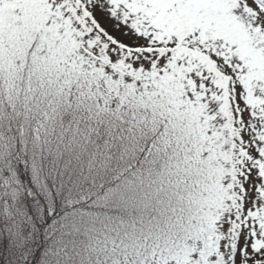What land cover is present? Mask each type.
<instances>
[{
  "label": "rangeland",
  "instance_id": "1",
  "mask_svg": "<svg viewBox=\"0 0 264 264\" xmlns=\"http://www.w3.org/2000/svg\"><path fill=\"white\" fill-rule=\"evenodd\" d=\"M0 28V42L11 44L0 50L3 82L14 83L23 109L21 118L0 120V168L1 151H10V159L29 163L35 186L25 197L13 187L0 202V239L8 241L0 264H18L24 253L19 240L31 232L33 215L28 196L35 214H43L37 194L51 205L71 184L85 198L118 151L123 163L135 164L143 129L151 135L159 125L181 140L195 138L191 170L217 180L196 191L137 184L130 206L159 209L168 219L176 214L175 225L190 220L193 234L207 217L220 227L211 236L230 235L218 240L219 264H264V0H61L54 9L51 0H0ZM74 76L84 81L76 104ZM100 87L106 90L96 100ZM147 89L156 104L144 112ZM193 110L201 117L191 123L185 116ZM7 144L19 145L7 150ZM188 181L177 178L180 185ZM129 231L102 232L76 264H147L142 233ZM94 243L121 252L99 260L91 254Z\"/></svg>",
  "mask_w": 264,
  "mask_h": 264
},
{
  "label": "trees",
  "instance_id": "2",
  "mask_svg": "<svg viewBox=\"0 0 264 264\" xmlns=\"http://www.w3.org/2000/svg\"><path fill=\"white\" fill-rule=\"evenodd\" d=\"M51 1L53 9L61 2V0ZM2 45L10 47L11 44L8 43V39L4 38V40L0 42V50L5 49ZM93 61L95 62V60ZM3 66L4 65H0V120L15 117V115L16 118H21L23 116L21 115L23 113V109L18 105L19 95L16 96L14 83L12 81H8V85L7 82H3L5 80V69ZM90 66L94 68L92 63H90ZM73 79L75 83L73 85L78 93L77 95L76 93H73L70 97L72 100L76 101L73 102L76 104L82 100V91L84 90V86H81V84H83L84 81L82 83L79 81L76 82L75 76ZM142 85L143 84L141 83L140 86ZM5 88L6 91L4 90ZM100 89V93L96 100L102 96L106 90V88L103 87H100ZM144 93L145 96L143 99H140V101L144 103H141V106H146H143L145 110L144 112H146L147 107H154L151 105L156 104V100L152 99V95L148 89L145 90ZM72 114H75V110L72 111ZM200 117L201 115L197 114L194 110L190 112V115L185 116V118H187L191 123L200 121ZM167 121L168 120L165 117L164 121H162L163 126ZM168 124L172 125V123ZM152 127L153 128H150L149 130L155 129V132L152 131L151 135L148 130H145L148 126L143 129V131H146L145 133L147 136H144L145 141L142 140V143L139 146L144 150L142 151V154L139 155L136 163L133 164L130 159H124L125 162L123 163V156L121 152L118 151V155L113 161L111 160L110 165L106 164V172L103 171L102 173L103 181L100 182L98 186L102 185L111 188L115 185L116 188L127 190L129 194L132 186H136L137 184L152 186L153 182H157L159 186L163 185V187L167 186V188L172 187L180 190L190 188L193 189V191H196L197 189L201 190L204 188L206 184L217 180L208 177H200L195 170H191L193 168L191 157L197 160L195 158V154H192L189 150L191 147L190 141L195 138L191 137L188 140H181L179 132H173L160 125ZM215 130L216 127L212 130V133ZM154 137L155 140L153 144L152 138ZM121 141H123L126 145L128 141L126 134L123 136ZM16 142L18 143V141ZM18 145L19 144H17V146L7 144L6 149L16 150ZM212 146L219 148L218 144H214ZM147 148L150 150L148 151ZM111 153L113 152H107L108 161H110ZM10 156V151H1L2 165L4 169L11 170L12 175L15 177L14 187L21 189V191H23L22 194L25 197L27 195V191H34L35 189L32 181L31 166L28 162L23 163L21 159H18L17 161L12 160L10 159ZM182 175L185 176V179L189 180L188 184H178L177 178ZM223 178L224 177L221 175V179ZM98 191L99 187L91 190L90 193H87V195H95ZM57 192L60 191L53 189V193ZM129 197L130 199H128L126 203L129 207H132L129 204V200H131V197L133 196L129 194ZM183 202L185 203L184 198ZM33 203V200H30L27 203V213H33L31 217L32 229H30V233L25 234L24 238L19 240V243L23 246L22 248L24 249V253L19 255L18 264H48L46 260L51 259V243L54 244V242H57L56 237L53 236L51 228H44L45 221L43 214H35ZM212 204L217 206V212L219 215H225V209L223 207L219 208L220 205L217 199H214ZM163 216L164 215L161 214L159 209H152L151 211L139 210L137 212L125 213L123 223L117 230L122 231L125 235H129L131 234L129 228L135 227L137 230L136 233H138V230L139 233H142V242H146L147 250L150 253L146 259L147 264H219L217 257L219 254H222L221 251L223 248L219 247L220 242H218V240L220 239L221 242L223 239L227 240L230 235L227 233V236H211L216 229L220 228L217 223L214 222L213 227L210 223V219L204 217V220L202 218L203 222H201L200 226L195 229V231L200 230L201 233L193 234L190 230V220L188 223L183 221L182 225H175L181 217L173 213L170 216V219L164 218ZM126 225L127 227L125 229H121ZM8 227L9 226L5 224L4 231H8ZM110 232L114 237H116L115 229H110ZM50 235H52L51 238H49ZM99 236L100 237L97 236L98 239H101V234ZM141 237L137 234L135 240L138 241ZM93 248L94 250L91 251V254L98 255L96 258L99 260L104 259L105 255H108V253H110L113 257V255H117L121 252L120 250V252L116 253L120 249L116 246L103 250L100 243H94ZM123 258L126 259L127 257L124 256ZM143 262L144 261L140 259L139 264H144Z\"/></svg>",
  "mask_w": 264,
  "mask_h": 264
},
{
  "label": "snow or ice",
  "instance_id": "3",
  "mask_svg": "<svg viewBox=\"0 0 264 264\" xmlns=\"http://www.w3.org/2000/svg\"><path fill=\"white\" fill-rule=\"evenodd\" d=\"M15 177L10 169L0 168V202L8 200V191L14 187ZM95 195L88 194L81 199V193L75 191L71 184L62 189L59 195H53L52 204L45 202L37 194L36 200L42 205L44 228H51L57 245L50 253L51 264H66L68 260L76 264V258L82 248L102 232L119 229L125 213L137 212L139 209L129 207L127 190L97 186ZM28 200L32 198L27 197ZM7 239H0V249L7 247Z\"/></svg>",
  "mask_w": 264,
  "mask_h": 264
}]
</instances>
